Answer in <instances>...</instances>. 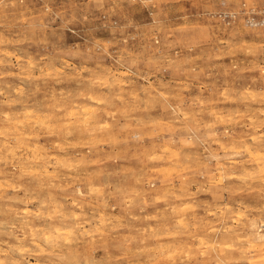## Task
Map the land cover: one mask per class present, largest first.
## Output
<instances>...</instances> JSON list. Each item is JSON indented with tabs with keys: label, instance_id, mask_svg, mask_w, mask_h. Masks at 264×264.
Returning <instances> with one entry per match:
<instances>
[{
	"label": "clouds",
	"instance_id": "obj_1",
	"mask_svg": "<svg viewBox=\"0 0 264 264\" xmlns=\"http://www.w3.org/2000/svg\"><path fill=\"white\" fill-rule=\"evenodd\" d=\"M0 264H264V0H0Z\"/></svg>",
	"mask_w": 264,
	"mask_h": 264
}]
</instances>
